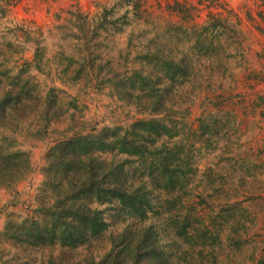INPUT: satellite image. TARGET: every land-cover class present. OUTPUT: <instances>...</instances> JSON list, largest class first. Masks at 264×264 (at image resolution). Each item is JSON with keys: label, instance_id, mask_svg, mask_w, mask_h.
<instances>
[{"label": "rangeland", "instance_id": "1", "mask_svg": "<svg viewBox=\"0 0 264 264\" xmlns=\"http://www.w3.org/2000/svg\"><path fill=\"white\" fill-rule=\"evenodd\" d=\"M153 53L190 66L187 77L160 90L180 129L176 140L192 148L193 171L171 191L132 164V181L152 200L149 221L183 264H264V0H17L0 8L6 81L17 75L47 104L49 95L58 100L49 121L35 100L17 112L18 128V120L0 127V146L26 152L32 167L26 179L0 188V264H22L30 253L34 264L99 261L111 236L136 221L108 211L104 235L73 250L32 251L2 234L33 214L56 141L149 118V101L137 97L143 93L124 85L137 73L155 78L156 63L146 58ZM182 222L194 237L209 231L214 242L180 239L174 227Z\"/></svg>", "mask_w": 264, "mask_h": 264}, {"label": "trees", "instance_id": "2", "mask_svg": "<svg viewBox=\"0 0 264 264\" xmlns=\"http://www.w3.org/2000/svg\"><path fill=\"white\" fill-rule=\"evenodd\" d=\"M16 1L0 0V8L14 6ZM36 51V60L40 61V52ZM163 54L146 55L148 63H156L154 79L137 73L124 85L127 90L131 88L143 93L137 97L143 99L145 96L149 101L150 109L146 110L149 118L135 121L129 127L105 126L56 141L46 154L45 178L36 195L38 205L29 218L20 223L9 222L2 233L8 240L37 252L80 249L92 244L109 229L110 223L106 219L109 211L124 218L127 216L126 219L136 218V221L112 235L109 250L99 261L92 258L88 264H183L170 253L171 242H164L158 226L149 221L154 215L149 192L141 185L135 186L131 179L132 164L136 163L139 169L155 176L153 179H164L166 190L174 191L182 188L193 171L190 163L192 148L176 140L180 129L169 116L168 99L160 86L166 83L174 86L179 79L187 77L190 66L169 55L163 57ZM37 68H40L39 64ZM0 76V127L15 126L18 120L15 126L18 128L20 116L17 112L35 100L41 101L43 106L39 111L41 118L49 121L53 117L51 108L58 103L55 95H49L52 97L47 104L48 97L33 91L27 82L16 81L20 79L17 75L9 83L6 80L11 78L10 75L0 68ZM49 125L45 123L40 130L45 132ZM108 154L125 157L121 161L109 160L103 156ZM31 173L26 152L0 146V188L15 185ZM174 231L183 240L194 237L185 222L174 227ZM194 238L204 246L208 240L212 239V243L215 240L213 234L201 229ZM200 251L203 253L202 248ZM32 257L30 253V258L22 264H34L37 259ZM192 263L203 264L200 261Z\"/></svg>", "mask_w": 264, "mask_h": 264}]
</instances>
